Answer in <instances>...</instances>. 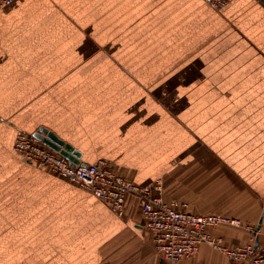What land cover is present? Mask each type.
Here are the masks:
<instances>
[{
	"label": "crops",
	"instance_id": "crops-1",
	"mask_svg": "<svg viewBox=\"0 0 264 264\" xmlns=\"http://www.w3.org/2000/svg\"><path fill=\"white\" fill-rule=\"evenodd\" d=\"M104 46L93 54L94 46ZM94 51V50H93ZM40 126L264 245V0H13L0 7V264H170L132 195L117 215L28 163ZM173 264H231L208 244Z\"/></svg>",
	"mask_w": 264,
	"mask_h": 264
},
{
	"label": "built area",
	"instance_id": "built-area-1",
	"mask_svg": "<svg viewBox=\"0 0 264 264\" xmlns=\"http://www.w3.org/2000/svg\"><path fill=\"white\" fill-rule=\"evenodd\" d=\"M12 1L0 0V7ZM208 2L218 9L227 0ZM13 147L26 162L48 168L51 173L107 201L119 216L124 214L126 196L135 197L142 225L150 232L154 249L170 264L192 256L203 243L224 254L231 264H264V245H255L253 241L231 245L208 231L219 224L239 225L238 218L218 213L200 214L190 209L185 201L166 199L161 179L147 185L138 184L116 173L106 160L74 164L24 131L16 132Z\"/></svg>",
	"mask_w": 264,
	"mask_h": 264
},
{
	"label": "water",
	"instance_id": "water-1",
	"mask_svg": "<svg viewBox=\"0 0 264 264\" xmlns=\"http://www.w3.org/2000/svg\"><path fill=\"white\" fill-rule=\"evenodd\" d=\"M32 135L35 139L41 141L43 144L49 146L53 150L66 157L70 162L74 164L80 163L79 159L77 158L79 156V152L75 150L70 144L65 143L53 131L48 130L44 126H40L38 130L32 133Z\"/></svg>",
	"mask_w": 264,
	"mask_h": 264
},
{
	"label": "rangeland",
	"instance_id": "rangeland-1",
	"mask_svg": "<svg viewBox=\"0 0 264 264\" xmlns=\"http://www.w3.org/2000/svg\"><path fill=\"white\" fill-rule=\"evenodd\" d=\"M105 48H104V46H100V45H98L97 47L96 46H94V48H93V50H92V52H93V54H99L100 53V51L102 50V52H103V50H104ZM14 148V147H13ZM14 150V149H13Z\"/></svg>",
	"mask_w": 264,
	"mask_h": 264
}]
</instances>
